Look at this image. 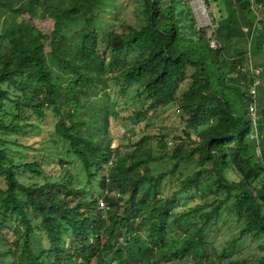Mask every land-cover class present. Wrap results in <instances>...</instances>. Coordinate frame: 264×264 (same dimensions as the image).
Masks as SVG:
<instances>
[{
	"label": "trees",
	"instance_id": "trees-1",
	"mask_svg": "<svg viewBox=\"0 0 264 264\" xmlns=\"http://www.w3.org/2000/svg\"><path fill=\"white\" fill-rule=\"evenodd\" d=\"M115 1L0 0V264H264V138L262 155L250 140L264 87L258 98L247 94L264 81V19L249 0L227 1L229 15L209 36L176 0H134L135 22L116 6L103 40L100 19ZM28 13L52 27L50 51L40 28L19 22ZM252 32L250 49L229 59L223 43ZM121 100L136 107L130 119L177 104L185 136L171 148L167 135L153 147L146 134L121 152L110 116ZM80 111L85 120L69 116ZM49 112L66 151L51 153L58 143L48 139L33 160L16 163L9 136ZM45 148L55 161L42 160ZM194 197L205 202L177 207ZM222 220L238 231L220 248L209 236ZM144 223L149 262L136 252Z\"/></svg>",
	"mask_w": 264,
	"mask_h": 264
},
{
	"label": "rangeland",
	"instance_id": "rangeland-1",
	"mask_svg": "<svg viewBox=\"0 0 264 264\" xmlns=\"http://www.w3.org/2000/svg\"><path fill=\"white\" fill-rule=\"evenodd\" d=\"M177 1V7L178 11L185 13L189 19L194 21V24L196 28H206L208 30V35L212 36L214 30L218 26L219 18L222 15H229V12L227 10L226 4L227 1H233V5L239 4V0H176ZM134 0H116L115 4L110 3L109 6L106 7V13L102 15L99 23V31L101 32V36L103 40H107L114 30V24H115V15L117 13L115 7H120V11L122 13H126L128 17V22H135L133 18V6ZM249 3L251 5V8H253L259 19H264V5H257L255 0H249ZM197 4H199L197 6ZM201 6V8H199ZM262 12H260V10ZM20 23L24 22H30L34 23L38 28H40L45 33V42L47 45V51H50V34L52 32V27L50 24L42 19L39 14L32 15V14H26L23 17L19 19ZM116 25V24H115ZM257 28H260L262 30V26L257 24ZM120 30V29H119ZM243 32L248 33L249 27L242 26L240 28ZM252 34L250 36L241 39L239 37L232 38L231 40H227V42H224L223 44L226 46L227 51L229 53L228 57L229 59H233L235 53H239L245 49H250L251 46V39ZM263 34V35H262ZM16 37H21L20 33L15 34ZM262 37L264 39V30H262V33L260 32L258 39H257V45L259 47L263 46ZM22 39V37H21ZM212 42H215L216 47L219 45V42L217 40H213ZM105 44L101 45V50H104ZM215 47V48H216ZM122 58L125 59V55H121ZM259 57H257V62L259 63ZM133 58L131 56L126 57V62L129 64H132ZM230 72V71H228ZM227 72V73H228ZM256 74H259L257 72ZM236 76V75H235ZM261 81V82H260ZM261 84L264 87V81L259 80L256 82V85L251 88V90L247 91L248 96H259V92L256 90L257 85ZM116 84L111 83V89L110 91L113 93L112 95L118 93L116 89H114ZM260 86V85H259ZM187 87V83H183L181 85V91L184 90ZM132 93H135V90L132 91ZM131 93V94H132ZM256 94V95H255ZM115 96V95H114ZM117 96V95H116ZM258 100V99H257ZM118 103H111V120H112V126H111V140H112V146L116 148L121 142L125 143V147H122L121 152L126 153L127 151H130L133 147L132 143H135L143 138L146 134L152 138L153 141V147H156L158 137L162 135L168 136L169 141V147L173 148L175 145V137L178 136H185V130L187 127V122L182 118V114L180 112V109L178 108V105L175 103H171L168 106L164 107L163 109L159 110L156 114L149 115L144 118H136L133 117L130 119V115L132 112H134V109L136 107L131 103L130 105L127 103V106H125V101L121 100ZM257 110L256 114H252V118L256 121L254 132L250 136V140L255 143L258 147V154L262 155V149H261V140L264 138V129L263 124L260 123V120L264 118V101L259 104L257 101ZM134 108V109H133ZM251 112V110H250ZM255 112V111H254ZM260 112V113H259ZM69 116L72 119H75L77 121H82L86 119V114L84 111H80L78 115H75L74 113H69ZM35 126L33 128L27 129L22 135H11L9 136L8 140L12 142V144L7 145L6 149L10 154L15 158L16 163L20 162H29L33 160L39 154L36 149L40 147L47 146L48 139H52L58 143V145H52L49 148V151L51 153L54 152H63L66 151L67 147L65 143H62V140L56 136H54L53 133V127L56 123V118L52 115V113H48L47 117L44 121L33 122ZM40 124V125H39ZM39 125V127L37 126ZM194 132H197V129H193ZM196 138V135L193 136ZM260 140V141H259ZM17 143V145H15ZM19 144V145H18ZM128 144V145H126ZM173 150V149H172ZM155 156H160V154L155 153ZM40 156L43 157L42 160H50L55 161V157H50L45 149H42L40 152ZM40 157V158H41ZM111 161H115L114 157H111ZM43 162V161H42ZM47 162V161H45ZM111 164V163H110ZM43 165L46 167L45 163ZM0 187L5 188V184L3 181L0 180ZM186 200V198H184ZM205 201H201L200 199L194 197V201L190 202L188 206L186 205H179L177 206L179 209H186V207H189L190 205H194L196 203H204ZM238 230L235 228V224L233 221H230L227 225H225V221L222 220L220 223V228L217 231H213L210 234V238L212 242H216V247H220L221 245L227 242L232 238V236L237 232ZM138 233L141 236L140 243L142 246V249L136 248V252L139 256L143 257L145 262H149L152 253L149 255L148 250L151 247L150 242V233L149 228L146 223H144V226L138 230ZM249 241H247L246 244L240 245V247H237L238 250H242L247 247V244Z\"/></svg>",
	"mask_w": 264,
	"mask_h": 264
},
{
	"label": "built area",
	"instance_id": "built-area-1",
	"mask_svg": "<svg viewBox=\"0 0 264 264\" xmlns=\"http://www.w3.org/2000/svg\"><path fill=\"white\" fill-rule=\"evenodd\" d=\"M211 46L215 48V47H216L215 42H211ZM254 111H255V107L252 106V107H251V113H252L253 115L256 114V111H255V112H254ZM101 204H102V208H104V204H103V203H101Z\"/></svg>",
	"mask_w": 264,
	"mask_h": 264
},
{
	"label": "bare ground",
	"instance_id": "bare-ground-1",
	"mask_svg": "<svg viewBox=\"0 0 264 264\" xmlns=\"http://www.w3.org/2000/svg\"><path fill=\"white\" fill-rule=\"evenodd\" d=\"M199 4H197V6H198ZM199 8H201V6H199Z\"/></svg>",
	"mask_w": 264,
	"mask_h": 264
}]
</instances>
